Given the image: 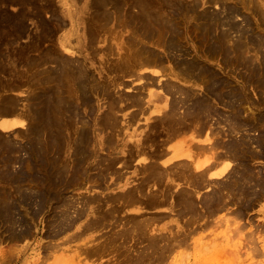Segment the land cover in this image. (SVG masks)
Returning a JSON list of instances; mask_svg holds the SVG:
<instances>
[{"label":"rangeland","instance_id":"rangeland-1","mask_svg":"<svg viewBox=\"0 0 264 264\" xmlns=\"http://www.w3.org/2000/svg\"><path fill=\"white\" fill-rule=\"evenodd\" d=\"M89 1L90 0H51V4L49 5V3H50L49 0H33V3H31V4L30 3H27V4L23 3L22 4L20 2L17 3V2H13V1H12L13 3L11 1L3 2V1L0 0V24H1L0 25V30H1L0 31V85H1L0 86L1 87L0 88V105L3 104L2 101L6 98L5 96H9L10 95L12 98H15L17 100L18 108H19L18 111H20V112H17L15 115L14 114H3V113H0V136H1V138L3 136V138H6V139L8 138V140H10V141L12 140L13 141L12 143H14L16 145L15 148L17 147V150L15 148H12L13 149L12 152L10 151L11 148L9 146H8V148L7 147L6 148H2V150H4V151L6 150L5 153H8V152H11V153H9L6 156L7 157L6 159H9V160H7V161H9V163L6 162V160L3 161L4 160V158L2 157L4 155L3 152L1 153L3 155H0V158H1L0 159V171L4 170V171L7 172V173H3L2 172V174H4V175L0 176V199H1L2 195L4 196L7 193L14 194L15 197H17L19 199V195L22 192H24V191L25 192H28V191H30V192H37V191L38 192H48V194H45L46 197L44 198L45 199V203L43 204L44 205V207H43L44 210L39 211L37 213V215H33V213H32V209L33 208H31L32 206H29V205H26V204L24 205V204L20 203L21 206L19 208V213L21 215H18V217H23V219H25L26 222L29 221V223L31 224V232L29 233V235H25L23 237H17L16 233L14 234L13 229L8 227L9 225H7V223L0 221V264H120V263L122 264V262H123V264H131V262H133L132 264H137V263L138 264H143V262H145L144 264H149L148 261H151L152 259H154L155 263H153V261H151L150 264H152V263L153 264H156V263L157 264H264V192H261V191H263L262 187L259 186V185H257V187H255V188H258V190H256V191L261 192V196H258V198H255L256 195H253L254 198H253V201H250V203H251L250 204L248 202L250 195L248 196V198H246L243 195H241V193H239V191H237V193L240 196L237 195L236 190H233V189H231L232 191L229 190V188L233 184L232 183L233 181H231L232 178L227 177L228 176L227 174H228V171H230V168L233 166V164L236 163V160H234V159L232 160V158L231 159H227L226 158V160L222 159L220 161V165L216 164L215 165L216 167L213 166V168L212 167L207 168L208 167L207 166L208 165L207 162L210 163V161L212 160V158H211L212 153H209L211 155L210 156L209 154H207L208 152H206V153L205 152H201V150H199V148H198L199 153L200 154L203 153L202 155H200L198 153V150H195V149H197V145L200 144V143L201 144L203 143L204 145L207 144V147H209L208 149L215 150V147L213 148V146H212V144L214 143L215 139L216 140L220 139L219 141H221V140L227 139L232 134H235V135L237 134V136H238L241 133V131L242 130L244 131L245 129H246L245 132L249 131V129H250L249 132H251L253 134V135H250L251 133H249V132L243 133V131H242L241 134H243V135L245 134V136L247 137L246 138L244 136L245 139H248L250 136H254L255 134L257 135L261 129H259L260 128V123H257V121H256L257 118H255V117L259 116L261 113L264 114V112H263L264 111V109H263L264 108V99H263L264 98V92L262 90H260V89H262V87L257 85L258 82H256L257 80H255L256 79L255 77L250 78L248 75L246 76V74H248V71H250V70L247 69L246 67L241 68V67H243L241 64H240V67L238 69L237 65L234 66L233 64L231 65V63L230 64H224V66H223V64H222V62H221V60L219 58L220 56L219 57L217 56V59H216V57H214L215 59L211 58L210 59L211 62H209V63L212 64L213 68L217 69L219 74L222 73V77H224L225 79L228 78L227 80H230L231 83L235 84V85L245 84L246 85V89L249 90V91L247 90V93H249L248 94V98H250L249 99L250 102L245 101L241 105L242 107L240 106L241 109L244 108V111L242 109V111L244 113L241 112L240 118H241L242 121L244 119L243 122L248 121V123L245 122V124H247V125H245V127L249 128V129L245 128L244 125H241L242 127H244V129L241 128V126H239V128H238L239 131H237L238 129L235 130L236 133L231 131V134L228 135V132H229L228 123H229V121L226 120V113H227V115H229V112H232L233 108L232 107L229 108V106H227V105L226 106L228 108L225 107V105L223 106V104H224L223 102H219L217 99L214 98L215 99L214 103L217 105V108L219 107L218 111L220 110L219 112H224V114H225L224 118L221 121V124H220V122H218V121H220L219 120L220 118L218 116H216L217 114L214 115V113H213V117H211V119L209 117V119H208V122L212 121V122H210L211 124H209L210 127H209V125H207L206 128L203 130L204 132L201 131V133H199V132L195 131L197 133L196 134L194 132V130H190V129L188 130L187 129V130L184 131L185 134H181V136L179 135L178 137L177 136L175 137V135L174 136L172 135L173 136L172 137L171 134H170L171 131L169 132L168 129L165 130V128H167L166 127L167 125L165 126V124L163 122H160L159 120H157V119H159V116H162V112H163V108L162 107L159 108V107L160 106H164L166 104V101H167L166 96H167L168 100L170 98V97H168V95L166 93H164V95H163V96H165V98H160V99L157 98L158 93L160 92L159 90H161L160 86H161L162 80H164V77L160 76V75L163 74L162 72L167 73V71L166 70L164 71V69L161 68V71L156 73L157 72V68L156 67L146 66V67H142L141 69L137 68V70L133 71L132 73H130L128 71H125V72H122V73H121V71H114L113 72L112 71L113 69H111V66L114 67V65H113L114 63L113 62H115V60H116V58H118V56H120L122 53L125 52V50L122 49L121 45H118L117 41H120L121 39L124 40L127 37L126 39H128V42H129V40H131V39L128 36L133 35L132 29L129 28V27H125V26H120L119 24L116 25V23H114V22H110V23H108V26L106 25L108 27V29H106V31L101 32L102 33V34L100 33L101 35L100 34L98 35V37L101 36L100 38H98L97 40H95L92 43H90V42L86 43V41L83 39L84 32H85V29L87 28L89 22L91 24L92 23L91 21H93V19H92L93 18L92 17V12L93 11L87 12V10H86V7H87ZM174 1L178 2V0H174ZM9 2H10V4H9ZM4 3H6L7 5L4 4ZM220 3L219 2H215L214 0H206V3L202 2L200 4V6H198L199 13H201L204 8H205L204 10H208V11H210V10L223 11L221 9ZM225 3H227V5L229 4L228 6H231V5L234 6L235 5L237 7V9H240L239 13L237 12L236 14H234V16H233L234 21L238 22L239 24L241 23L240 26L243 27V28L244 27L248 28L250 30V32L255 30L254 32L259 33L264 38V17H263L264 14L262 15V13L264 12L263 11L264 10V0H225ZM259 3H260V5H258ZM109 6H110V4H109ZM257 6H259V7H257ZM258 9H260L261 11L258 10ZM255 10L256 11L258 10L257 11L258 13ZM53 11H54V13H53ZM55 11L60 17L57 16ZM186 11L187 10H185V12ZM36 12H37V14H35ZM191 13H193V14H191ZM224 13H226V12H224ZM52 14L53 15L55 14L56 17H55V15L53 16ZM93 14H96V13H93ZM196 15L197 14H195L192 11H187L186 15L185 14L181 15L177 19H178V21L182 20V21H180L181 23H179V24L183 25L182 29H184V30H181V32L185 31V33L182 32V34H181V36H182L181 38L184 41L183 43L185 45L187 43V46L189 47L190 51H192V49H194V45H196V46L199 45V47H201V49H200L201 51L200 52L202 53L203 48H205V43L203 42V40L202 41L200 40V42H199V38H197V36L199 37V33H200V29H199L200 28V26H199L200 24H198V23H202L201 21H203V19L199 18V16H198L197 18H199L200 21L197 22L198 19L195 18ZM37 16H39V17L37 18ZM89 17H90V19H89ZM51 18L52 19L54 18V19L52 20ZM57 18L59 19V21H60V19H62L64 24L62 22L61 23L63 25L61 23H58V21H56ZM13 20H14V22H13ZM51 20H52L54 25L53 24L51 25V23H52ZM15 21H17V22H15ZM187 21H188V23H187ZM10 22H12V23H10ZM14 23L17 24L16 26H18V27H15ZM22 23H24V24H22ZM56 23H58L59 26ZM21 24L24 25V26H22ZM49 24H50L51 27L53 26L52 30L53 29H54L53 31L57 30V32H54V34H49ZM94 24H96L95 19H94L93 25ZM191 24H192V26H191ZM96 25H94V26H96ZM249 25L252 26V27H250ZM45 26L47 28H45ZM54 26H56V27H54ZM116 26H119V27H116ZM19 27H23V28H19ZM227 27H229V25ZM18 28L20 29V31H19ZM112 28H114V32H113ZM15 29L17 30V32H16ZM47 29H48V31H47ZM111 29H112V31H110ZM180 29H181V26H180ZM202 30H203V27H201V31ZM107 31H109V32H107ZM119 31L120 32L122 31L121 32V34L123 33L122 36H121ZM231 31H234V29H232ZM117 32H118V34L116 36ZM192 32L196 33L197 35L196 34L194 35ZM186 33L191 35V37L188 38L187 40H186ZM119 35H120V37H119L120 40H119V38H117ZM132 43H133V40H132L131 44ZM131 44H129V45H131ZM107 45H109V46H107ZM107 47L109 49H110V47H113L112 48L113 50L110 49V51L108 52L107 51ZM199 47H198V49H199ZM52 48L55 49L56 52H59L58 54H60L62 52L63 53L62 55L66 54L67 56H70L72 58L78 57L79 59H82L85 63H87L88 64V68L90 69V72L92 71L91 72V76L94 79L92 81V83L95 84L96 82H98L100 80V81H102L104 83L107 82L108 85H110V86L112 85L111 86L112 88L115 87L116 90H119V92H117L116 94L121 93V91H122L123 94L125 93L124 95H126L127 93H129L131 95V94L137 92V93H142V94L144 93L145 98H146V99H144L145 100V104L143 105V103H142V106H143L142 108L144 110H141L142 108L140 109L139 108L140 106L133 105V107H132V104L128 105L125 102L123 103V106H124V108H122L123 110L122 109L119 110V112L117 114L119 116V118H118L119 119V122H118L119 123V125H118L119 128L116 127L115 130L112 131V133L114 132V136L113 137H114V139H116L117 143H115L114 145L109 144V148L108 149H107L108 145H106L103 149H100L98 151V154H96V156H93V157H90V158L88 157L86 162H85V166L89 167V170H88V172L90 174L89 177L90 176L91 177L94 176V177L93 178H89L88 177L87 181H84L82 178L80 179L81 182L80 181H72L73 182L72 183L70 181L71 184H69V185L66 184V185L63 186L62 190H65V192H67L66 196L69 195L68 199L71 197L69 199L70 200V204L72 206V207L70 206V208H69V209L72 210V211L69 210L70 215L71 216L77 215L76 211L79 208H82V207H83L82 209H84L83 211L85 213L83 214V216H80L82 218H80L77 221L75 226L70 227L71 229L67 228L65 230V232H62L59 235H53L52 232H50L51 225H49L51 223V221L49 219L53 218V216L55 214L54 212H56L57 210L58 211L61 210L60 208L54 209L58 205L60 207V204L58 203L57 199L52 198L49 201V191H57V190H59V187H60V186H58L56 184H53L52 181H49V164H48L49 163L48 162L49 161V137H47V141L48 142H47L46 146H48V147H47L46 151L44 153L40 154V152H38L40 148H38V146H37V144L40 143L39 142L40 140L38 141L35 138L36 135H32L31 132L30 133L26 132L28 126H30V128H32V125H34L36 122L37 123L39 121L41 122L40 119L43 118L45 116V114L48 113L46 115V117L49 116V110H48L49 109V100H48L49 99L48 98L49 97V73L48 72H49V67H51L53 65V64H51V62H49V49H52ZM92 48H93L94 51L91 50ZM71 50H73V51H71ZM253 50L254 49H252V51ZM111 51L114 52V53H111ZM107 52H108V54H107ZM194 53H195V51L193 50V54ZM46 57L48 59H46ZM39 58L42 59V60H46V61H43L44 62L43 63L42 61L39 60ZM201 59L203 61H206L207 57H205V56L203 57L201 55ZM26 60H27V62H25ZM34 60H36L35 63H34ZM38 60H39V62H38ZM30 61H32V62H30ZM111 61L113 63L112 65H111ZM36 62H37V64H36ZM26 63L31 64L29 66H32V63H33V68H31L29 70L30 67L28 66V64L26 65ZM107 64H108V66H107ZM8 68L11 71L8 70ZM241 69H243V72H245V73H243ZM28 70H29V72H27ZM31 70H32L33 73L31 72ZM33 70L35 71V73H34ZM159 70H160V68H159ZM246 70H247V72H246ZM17 71H19L22 75H20V73L17 72ZM22 71H23V73H22ZM117 72L122 74L121 81L125 82V84H120L118 87H117L116 84L113 85L114 82H112V84L110 83V81L114 80L113 78L115 76H117V74H118ZM16 73H17V75H16ZM39 73H41L40 75L43 76V78L39 75ZM45 73H46V75H45ZM145 73L146 74L148 73L149 75H151V77L154 76L155 79H157L159 82L156 80L157 81L156 84L147 83L148 79L144 75ZM24 74H26L25 77H24ZM42 74H44L45 77ZM30 75L32 77L34 75L35 76L32 78ZM113 75H114V77H111ZM244 75L246 77H244ZM37 76H39L40 78L37 77ZM35 77H37V78H35ZM241 77L242 78L244 77L245 79L243 78L244 79L243 80ZM31 78L33 80H31ZM43 79L46 82H44ZM12 80L15 81V82H18V83H16L15 87H13L15 82H13ZM38 80H41L42 82L41 81L38 82ZM247 80H248V83H247ZM12 82H13V84H12ZM32 82H35V83H32ZM36 82H38V83H36ZM9 83L12 84V85H10ZM4 84H7V85L5 86ZM8 85H10V86L8 87ZM17 85H19V86L16 87ZM40 85L42 86L41 87L42 90H43V87H44V90H45V91L43 90L44 92L41 91V88L39 89ZM153 85H154V87H153ZM157 85H158V87H157ZM257 86H258V88H257ZM2 87H3V89H2ZM32 87L34 88V90H33ZM29 88H30V90H29ZM31 89H32V91H31ZM2 90H4V91H2ZM201 90H203V89H201ZM95 91H96V89L94 91H92L91 93H92L93 96H95L94 101H96V107L100 106L98 111L101 113L105 109L104 105L106 104L107 99L103 98V96H98L97 91H96V93H95ZM257 91H258V93H257ZM39 93H40V96H39ZM41 93H43V94H41ZM44 93L47 96L44 95ZM259 93H261L262 97L259 96L260 95ZM3 94L5 96H3ZM34 96H35V98H34ZM42 96H45V97H42ZM251 96H252V98H251ZM46 97H47V99H45ZM1 98L2 99L4 98V99L2 100ZM33 98H34V100H33ZM40 99H42V100H40ZM43 99H45V100H43ZM254 101L258 105L256 103H254ZM258 102H260L261 104L258 103ZM153 104H155V105H153ZM157 104L159 106H157ZM167 104H169V102ZM43 105H46V106H43ZM125 105H127V106H125ZM34 106H36L38 108V114H36L35 111H37V108L34 107ZM246 106H248L247 107L248 109L246 108ZM42 107H46V112H44L45 108H42ZM82 107H83V105H82ZM258 107H260V108H258ZM261 107H263V108H261ZM84 108H82V110L84 112H81V113L84 114L83 116L88 114L85 105H84ZM220 108H222L223 110L220 109ZM245 108H246V111H245ZM24 109H25L26 113H25ZM40 109L42 110V112L40 111ZM97 109L98 108H96V110ZM182 109L184 110V108H181V110ZM249 109H251L253 113L250 112ZM98 111L93 112V115H90V113H89L88 115L90 117L88 115L86 117H84L86 120H90V122L88 121L86 123L87 125H89L88 127H92L93 128L94 126H97V128H99V124L95 125L93 123V121H92L95 118V116H98V114H99V113H97ZM133 111H134V113H133ZM137 111H139V112H137ZM136 113H138V114H136ZM158 113L160 115H158ZM26 114L29 117H27ZM34 114H35L36 117L34 116ZM9 115H11V116H9ZM133 115H137V116H135L133 118ZM155 115H158V116H155ZM23 116H25V117H23ZM249 116H250V118H249ZM46 117L43 118V124L44 125L41 126L43 128H44V126L47 125L46 124V120L49 119V117H47V118ZM215 117H217L218 120ZM251 118L253 120H251ZM30 119H32V120H30ZM44 119H45V121H44ZM153 119H154V121H153ZM120 120H122V121H120ZM214 121L217 122V123H215ZM250 122L252 123V125H251ZM149 123L152 124V125L148 126ZM5 124H7V125L5 126ZM10 124H12V125H10ZM120 124H122V125H120ZM249 125H251V126H249ZM220 126H223L224 128L220 127ZM257 126H259V127H257ZM157 127H158V129H157ZM161 127H162L163 130L161 129ZM215 127H217V128H215ZM225 127L228 128V129H225ZM250 127H252V128H250ZM45 128H47V126ZM209 128H210V130H209ZM261 128H262V126H261ZM151 129H152V132L149 133V131ZM207 129H208V131H207ZM46 130H49V128H47ZM155 130H157L156 133H155ZM158 130H159V132H158ZM160 130H161V132H160ZM224 130L227 131V133ZM255 130L258 131V132H256ZM30 131H31V129H30ZM116 131H117V133H116ZM205 131H206V133H205ZM105 132H108V130L105 131ZM188 132H189V134H188ZM193 132L195 133V136H194ZM215 132H217L218 134L220 133V134L218 135ZM145 133H146V135H145ZM163 133H165V134H163ZM186 133H187V135H186ZM191 133L193 134L192 135V139H191ZM166 134H169L170 136H167ZM241 134H240L239 137H241ZM185 135L187 137H189V139L187 138L188 141L186 139L187 142H185V138H186ZM221 135H222V137L224 139L220 138ZM33 136H35V137H33ZM144 136H146V137H144ZM182 136L184 138H181ZM217 136H219V137H217ZM170 137H171V139H170V141H168L169 143H166L167 140H169ZM211 137H212V139H211ZM31 138H32V140H31ZM153 138H156V140L153 139ZM40 139H42L44 141V137L42 138V136H41ZM141 139H143V140L141 141ZM146 139H148L147 140L148 142L146 141ZM178 140H179V144L175 145V147H174L175 150H176L175 151L173 146H174V144H177ZM189 140H190V143H194L195 142L197 144L196 145L194 143L196 148L193 146L194 147V151L195 152L197 151L196 152L197 153V155H196L197 157L196 156L195 157L191 156L184 149L185 147H188ZM16 141H17V143H16ZM18 141L21 142V143H19ZM145 141H146V143H145ZM154 141L157 144H155ZM162 142L165 143L166 145L164 146V144H162ZM184 142L187 143V145ZM208 142H210V143H208ZM126 143H128V144H126ZM141 143L145 144L144 147H147V146L150 147L151 146L149 149L147 148L148 151H155V150H157V151L160 150L161 151V152L159 151L160 154L155 156V157H157L159 163H158L157 160L155 161V157L153 158L154 160H152V158H150V156L148 155L149 153H147V154L143 153L142 155H140L142 153L141 152V153L138 154L137 151L140 148L135 150V152L138 155H135L132 152V150H133L132 147L134 146V148L136 149L135 146L138 147V145H140ZM147 143L149 145H146ZM158 143L161 144V145H159ZM181 143H182V145H181ZM254 143L252 144L253 145L252 147L253 148L255 147L254 149L255 150L257 149V151H259L260 147L257 145V143L254 145ZM168 144H169L170 148L167 147ZM171 144L173 145L172 147H171ZM184 144H185V146H184ZM210 144H211V146H210ZM131 145H132V147H129ZM26 146H27V148H26ZM141 146H142V144H141ZM161 146H162V148H160ZM163 146H164V148H163ZM257 146H258L259 150H258ZM218 147H220V146H218ZM9 148H10V150H9ZM18 148H19V150H18ZM153 148H154V150H152ZM14 149H15V151H14ZM163 149L164 150L169 149L168 150L169 152H167V150L165 152V151H163ZM173 150H174V152H173ZM220 150H221V147H220ZM167 153H169V155H167ZM127 154H128V157L131 156V157H133V159L131 157H129V158L126 157ZM145 155H148L149 157L145 156ZM199 155L201 156L200 158H202V159H200V161L204 160L203 163L201 162V164H202L201 168L202 169L200 168V170L206 169L205 170L206 172L202 173V172H200L198 170L197 173L200 172L203 175H201L199 173L200 176L199 175L196 176V174H195L196 177H193V176H191L192 173L191 172L188 173V171L185 169L184 164L186 162H189V161L191 163V162H193L192 160L196 161V158H198L197 160H199ZM205 155H209L210 157L206 156V158H207L206 159L204 157ZM11 156H12V160H10ZM28 156L29 157L32 156L31 159ZM106 156H107V158H106ZM25 157H28V158H25ZM101 157H104V159L105 158L106 159L103 160ZM108 157L110 159H112V160H110V159L107 160ZM259 157L258 156H254L253 158H255V159L250 158L251 160L249 159L250 160L249 162H250V165H251L252 169L255 170V168H257V166H258V170L256 169V171H259L260 169L261 170L263 169V172L261 173V175L262 174L263 175L261 177L264 178V166H263L264 165V156H259ZM113 158H115V159H113ZM239 158H238L239 160L237 159L238 160L237 161L238 162L237 169L241 170V168L243 166L240 164V161L244 162V160L242 159L241 156H239ZM20 159H22L23 161L20 160ZM90 159H91V162L89 161ZM177 160H179L180 163H178ZM207 160H210V161H207ZM21 161H22L23 167L25 166L26 168L25 167L24 168L27 169L26 170L27 174H25V175L20 174V171H19L20 169H23L22 164L20 163ZM100 161H101V163H100ZM102 161L106 162V163H103ZM181 161L182 162L185 161V163L182 164ZM223 161L225 163H223ZM4 162H6V163H4ZM10 162H12V163H10ZM107 162H108V164H107ZM113 162H116V163H113ZM130 162H131V164H130ZM154 162L157 163L158 165H162V164L165 165V166L164 165L161 166V168H163V167L166 168V166H167V173L168 174L165 173L164 175H167L166 177H169V178H166L163 175V177L161 179H158V180L152 179L153 182L152 181L149 182L150 184H148V183L144 184V182H147V179H145V178H148V176L151 175V173H150L151 170L147 171L148 169L146 168L147 166H145V164L146 165L147 164H151L152 165V164H154ZM221 162L223 163V165L221 164ZM3 163L5 165L9 164V166L8 165L4 166ZM96 163H97V165L99 164L98 166H100V165L101 166L98 167L97 165H95ZM171 163H173V164H171ZM176 163L178 165H176ZM204 163H206L207 165L204 164ZM256 163H257V165H255ZM106 164H107V166H106ZM169 164H171V166L173 168L171 166H168ZM179 164H180L181 167H179ZM194 164H195V162H194ZM229 164H230V166H229ZM33 165H35V166H33ZM93 165L95 167H93ZM239 165H241V167ZM90 166H92V167H90ZM113 166L116 167L117 170H116V168L113 169ZM144 166H145V168H144ZM259 166H260V169H259ZM262 166H263V168H261ZM5 167L8 168V170L5 169ZM110 167H111V169H109ZM253 167H255V168H253ZM18 168H20V169H18ZM102 168H104V169H102ZM142 168H144V169H142ZM168 168L170 170H168ZM180 168H182L184 170H182ZM98 169H100V170H98ZM145 170H146V172H145L146 174L144 173ZM171 170L173 171V173H172ZM179 170H181V171H179ZM210 170H211V172H210ZM97 171H98V173H97ZM141 171H143L142 172L143 174L141 173ZM169 171H170V173H169ZM182 171L185 172L186 175ZM112 172H114V173H112ZM221 172H222V174L216 175V173H221ZM174 173H175V175H174ZM92 174H93V176H92ZM98 174L100 175L101 179H100V177L98 178ZM169 174H171V175H169ZM183 174H184V176H182ZM189 174H190V177L188 176ZM103 175H105V176H103ZM176 175L179 178H177ZM206 175L208 176L209 179L207 178ZM204 176H206V177H204ZM225 176H226V178H225ZM222 177H223V179H221ZM165 178L167 179L166 180L167 182L165 181ZM185 178H186V180H185ZM196 178H198V180H201V179L203 180L205 178L204 179L205 181L203 180L201 182L205 183L204 185H206V187L204 185H202L203 183H201V182H199L197 180H194ZM206 178H207V180H206ZM228 178H229V180H228ZM91 179H93V180H91ZM99 179L102 180L103 182L100 181ZM182 179H184L185 181H183ZM190 179L191 180L193 179V180L191 181ZM213 179H215V180H213ZM216 179L218 181H216ZM233 179H235V177ZM219 180H222L223 182L226 180L225 183H227V181L228 182L230 181L231 185L229 186V188L228 187L227 188L224 187L225 189L223 191L225 192V196L227 195L226 196V200L224 198V200H225L224 202L225 203L221 206V208H219L217 210V212L216 211L211 212V210H209V207L207 208V207H205V204L200 203L201 207H199V208H201V209H199L198 211L197 210L186 211L185 212L186 214H185V213H183L184 211H183L182 206H180V204H179V207L175 206V208L177 210L175 208L173 209V205L171 206L172 203L170 202L173 199L170 198V197L169 198L171 200L169 199L170 201L168 200V203H167V201H166V204L164 202H163V204L162 203H160V204L159 203H155V204H153L154 207L152 205H150L152 203H150L148 205V203L151 202L152 200L148 201V200L144 199L146 202L144 200L143 201L140 200L141 202L140 201H137V202L135 201L136 202L135 203L133 200L130 201V199L127 196H125L126 194L124 195V197H125L124 201L125 202L122 200V198H124L122 195L125 192H127L128 189L131 190L130 188H132V186H133V188L134 187L140 188L141 185H143V186L146 185L145 189L143 188V190H145V193L147 191L146 196L152 195V193H153L154 196L156 195V200H157L158 197L162 198L161 194L163 195L164 191L167 193V192H169V190L171 191L169 193L175 192L174 193L175 197L179 198L178 193H179V190L182 191L181 187H183V189H185V188L188 189L189 186H190L191 187L190 189L195 194L194 196L196 197V195H197L196 198H198L200 200V199H202V197H204L205 195L210 193L211 192L210 190H212L213 187H216V188L220 187V186H218L219 185L218 182H220ZM196 181L199 182L200 185ZM155 182H156V184H155ZM168 182L172 184L173 189L171 187V184H169ZM188 182L190 183V185H189ZM210 182L212 184H210ZM103 183H105V185ZM173 183H175L174 184L175 186H173ZM51 184L54 185V186H52ZM157 184L161 185V186L159 185L160 188H159V186ZM195 184H198L199 186L197 185L198 186L197 187ZM213 184H215V186ZM71 185H73V186H71ZM155 185H157V186H155ZM163 185H164V187H163ZM102 186H104L105 188L102 187ZM169 186L171 188H169ZM54 187H55V189H54ZM146 187L148 189H146ZM192 187H195V189L194 188L192 189ZM149 188L152 189L151 190L152 193L150 192ZM161 188L164 189V190L162 191ZM158 189H160L159 192H158ZM193 190H196V191H193ZM226 190L230 191V193L227 192ZM176 192H177V194H176ZM234 193H236V195ZM99 194H100V196H99ZM116 194L120 195V196H117ZM76 195H78V196H76ZM84 195H86V196H84ZM92 195H93V197H95V199L87 201V199H88L87 197L88 196H90L89 199L93 198ZM101 196H102V198H101ZM229 196H232V198L229 197ZM237 196H239V199H241V200H239ZM10 197H12V196L10 195ZM107 197H108V199H107ZM113 197H115V198H113ZM233 197H234V200H233ZM85 199H86V201H85ZM113 199H114V201H113ZM115 199H118V201L116 200L117 203H116ZM258 199H259V201H258ZM108 200H109V202H106ZM128 200L130 201V204L128 203L129 202ZM255 200L257 202H255ZM157 201H159V200H157ZM74 202H76V203H74ZM96 202H98V203H96ZM99 202H100V204H99ZM123 202H124V204H123ZM138 202L141 203V204H139ZM142 202H143V204H142ZM246 202H248V203H246ZM77 203H78V206H77ZM79 203H80V206H79ZM118 203L121 205V208H117L116 207V206H119ZM81 204L84 205V206H82ZM241 204L243 205V207H245V206L246 207L245 208L241 207L242 206ZM203 205H204V207H203ZM155 206H157V207H155ZM250 206H252V207H250ZM96 207L98 208V212L99 213H97V210H95ZM102 208H104L106 211H104V209H102ZM178 208H179V210H178ZM85 209H87V210H85ZM120 209H121V211H120V214H119L118 212H119ZM236 209H237V211H236ZM244 209H246V211H244L245 213L242 211ZM30 210H31V213H30ZM112 210H113V212L111 213ZM140 210H142V211H140ZM220 210H222V211H220ZM233 210L236 211V212H234ZM139 211H140V213L142 212V214L138 213ZM145 211H146V213H145ZM231 211H233V212H231ZM71 212H73L75 214H73ZM227 212H230L231 214L230 213L227 214ZM117 213H118V215H117ZM132 213H134V214L137 213V214L134 215ZM143 213H145V215ZM212 213H214V214H212ZM236 213H237V215H236ZM49 214H53V215H49ZM99 214H101V215H99ZM138 214L141 217L140 216L138 217ZM199 214L201 215V217H200ZM241 214H242V216H241ZM97 215H99V216H97ZM110 215H112V217ZM157 215H158L159 219H160V216H161L162 220L161 219L159 220L158 218L156 219L154 217V216L157 217ZM115 216H117V217H115ZM118 216H119V218H118ZM129 216H131V217H129ZM180 216H181V219L184 218L183 219L184 221L179 219ZM230 216H232V217H230ZM149 217H150V219H149ZM89 218H90V221H89ZM121 218L124 220V221H122L123 225H122V222H121V220H122ZM144 218H146V219H144ZM151 219H153V221ZM112 220H115V222L118 225L116 223H114ZM134 220H135V222H133ZM136 220L138 221V224H137ZM141 220L144 221V224H142V227L141 226L137 227V229H138L137 232L139 233V235H138V233L136 231L128 232L130 230V228H131V230H133L132 228H134L133 227L134 225L135 226L136 225H140L139 223H140ZM93 221L95 222V224H94ZM108 221H110L111 225L114 224V226L113 225L110 226L109 225L110 223ZM131 221H132V223H130ZM147 221L149 222V224H148ZM193 221H195V222H193ZM89 222H91V224ZM125 222H126V224L124 225ZM128 222H129V224H128ZM101 223L103 225V228L101 226ZM120 223H121V225H120ZM145 223L147 224L149 229L147 228ZM150 223H151V225H150ZM184 223L186 225L189 224L190 226L188 225L187 226L188 228L186 229V227H185L186 225ZM19 224L20 223L18 222L15 225V227L17 229H21V227H19ZM88 224H90V225H88ZM91 225H93V226L91 227ZM143 225H144V227H143ZM149 225L152 226V228ZM192 225H194V226H192ZM86 226H88V227H86ZM130 226H132V227H130ZM145 226H146V229H145ZM94 227L96 228V230H95ZM115 227L118 228V229H116ZM128 227H129V229H128ZM114 228L116 230H114ZM119 228L121 229V231H120ZM139 228H141V229L139 230ZM143 228H144V230L146 232L144 230H142ZM100 229H102V230H100ZM112 229L116 232V233L114 232L115 235L113 234V230ZM147 229L148 230L151 229L150 232ZM183 229H184V232H183ZM81 230H84V231H81ZM134 230H136V227L134 228ZM141 230L144 233V234L142 233L143 235H145V233L148 232L147 234L149 236H143L141 234ZM185 230H187V231H185ZM102 231L103 232L105 231L104 233H106L108 238L107 237L104 238V236H106V235ZM120 232H121V234L122 233L123 234L121 235ZM124 232H127V233H124ZM180 232L182 233V235H181ZM78 233H80V235ZM129 233H131L132 235L131 234L129 235ZM155 233H156V235H153ZM161 233H163L165 236L163 234L161 235ZM173 233H175L176 235L175 234L173 235ZM76 234H78L79 236H77ZM124 234H125V237H123ZM11 235H12V238L10 237ZM13 235H14V237H13ZM49 235H51V236H49ZM101 235H102V237H101ZM150 235H153L152 236L153 238H155V237L163 238L162 239L163 242L160 241V243H159V241H156V242H158L159 245L157 244L155 246H152L153 247V249H152L150 244L153 242L154 239H151ZM172 235H173L174 238L171 237ZM111 236H114V238L111 237ZM118 237H120V238H118ZM142 237L143 238L147 237V238H145V241L147 240V242L142 241V240H144V239H142ZM102 238L104 240L108 239V242H107V240H105L107 242L106 243L105 241H103ZM110 238H111V240H109ZM137 238H138V242L136 241ZM157 238H155V239H157ZM178 238L179 239L180 238H185V239L182 242H180V243L178 242L179 245L175 246V244L177 242L174 243L173 240L178 239ZM186 238L188 240H186ZM101 239L103 241V244L99 245L98 243H102ZM113 239L114 240L117 239L118 241L116 240L115 241L116 243H113L114 242ZM119 241H121V243ZM104 242L107 245L109 244L108 247H107V245ZM148 242H149V244H148ZM172 242L174 243L175 247L173 246V248H170L167 251L165 249L163 250V247L166 244L167 245H168V243L169 244L170 243L173 244ZM152 244L154 245V243H152ZM110 245L112 247L114 245V248H112ZM120 245L121 246L123 245L122 246L123 248L126 245H127V247H125L124 250H123L122 247L120 249ZM181 245H183V246H181ZM95 246H97V247H95ZM103 246H105V249H104ZM138 246H139V248H142V252L138 248ZM146 246L147 247L149 246V248L151 247L150 250H147L148 251V256L150 258L148 257L146 259H143V258H145L147 256V252H146L145 255H143V253H145L144 250H145ZM156 246H158V248L156 250H154V248H156ZM159 246H160V248H159ZM98 247H100V249ZM110 247L113 249V251H110V250H112ZM118 247H119V249H117ZM128 248L131 250V253L129 252L130 250ZM161 248H162V250H161ZM174 248H175V250H174ZM94 249H96L97 251L94 250ZM116 249H117V252H119V253H116ZM126 250H127V253H126ZM139 250H140V252H138ZM122 251L125 252L124 253L125 255L123 254ZM157 251L159 252L158 253L159 255H157ZM5 252H7V253H5ZM120 252H122V253L120 254ZM128 252H129V254L131 256H132V253H133V256L135 255L136 257L135 256L134 257L130 256L131 259H128L129 258V255L127 256ZM152 252H153L154 255H152ZM160 252H161V254H160ZM163 252H164V254H162ZM2 253H5L4 257L5 256L7 257V254H8L9 257H8V259H6V261L4 260L6 257L4 258ZM136 254L140 258H138ZM156 256H157V258L159 257L158 258L159 261L156 258ZM125 257H126V259H124ZM9 259H10V262H9ZM127 259H128V261H127ZM129 260H130V262H129ZM134 260L136 262H134ZM144 260H146V261H144ZM124 261H126V263ZM140 261L141 262L143 261V262L141 263Z\"/></svg>","mask_w":264,"mask_h":264},{"label":"bare ground","instance_id":"bare-ground-1","mask_svg":"<svg viewBox=\"0 0 264 264\" xmlns=\"http://www.w3.org/2000/svg\"><path fill=\"white\" fill-rule=\"evenodd\" d=\"M3 2H7V1H13V2H20V3H24V4H27V3H33V0H1ZM50 3L49 5L51 4V0H49ZM215 2H221L220 5H221V9L223 11H214V10H204L199 13V10H198V6H200V4L203 2V3H206V0H178V2L174 1V0H90L87 7H86V10L87 12H92V19L93 21H91L92 23L88 24L87 28L85 29V32H84V36H83V39L87 42H94L95 40H97L98 38V35L103 32V31H106V29H108V23L110 22H114L117 24H119L120 26H125V27H129L132 29V33L133 35L131 36H128L130 37L131 40H129L128 42V39H121L120 40V35L117 37L119 38L120 41H117L118 45H121L122 49L125 50L124 53H122L120 56H118V58H116L115 62L112 63L111 61V65L113 64L114 67L111 66V69H113L112 71H121L122 72H125V71H128L130 73H132L133 71L137 70L138 69H141L142 67H146V66H150V67H156L157 68V72L158 73L159 71H161V68L164 69V71L166 70L167 73H164L162 72L160 76H163L164 77V80H162V83H161V90H159L160 92L158 93V96L157 98L160 99V98H165L164 93H166L168 95L169 100L166 96V104L164 106H160L159 108H163V112H162V116H159V120L160 122H163L165 124V126L167 128H165V130L168 129V131L170 132L171 131V136L175 135V137L177 136H181V134H185L184 131L185 130H194V132H199L201 133V131H203L207 125L211 124L210 122H208V119L210 117H213V113L214 115L218 116L220 119V124H221V121L222 119L224 118V112H219L218 111V108H217V105L214 103V100L217 99L219 102H223V106L225 105V107L229 106V108H233V111L232 112H229V115H227L226 113V120L229 121L228 123V126H229V132H228V135L231 134V131L232 132H235V130H237L239 128V126L241 125H247L245 124L248 123V121H243L241 120L240 118V114L241 112L244 111V108L243 111L241 109V105L243 104V102L245 101H248L250 102V98H248V94L247 93V90L246 89V85L245 84H240V85H235V84H232L230 80H227L225 79L224 77H222V73L219 74V72L217 71V69L213 68L212 67V64L209 63L211 62V58H214L216 57L217 59V56L220 58L223 66L224 64H230L231 65L233 64L234 66L237 65L238 69L240 67V64L243 66L241 68H244L246 67L247 69H249L250 71H248V74H246V76L248 75L250 78H253L255 77L257 80L256 82H258V86L262 87V90L264 92V38L262 35H260L259 33H256L254 31H251L246 28V27H241L240 24L236 21H234V14H236L237 12L239 13V10L240 9H237V7L234 5H231V6H228L227 3H225V0H214ZM12 2V3H13ZM209 2V1H208ZM224 3V4H223ZM6 4V3H4ZM10 4V2H9ZM110 4V6H109ZM7 5V4H6ZM260 5V3L258 4ZM253 7V6H252ZM251 7V8H252ZM259 7V6H257ZM95 9V10H94ZM220 9V10H221ZM254 9V8H253ZM256 9V8H255ZM185 10L187 11H192L194 12L196 15V19L197 22H199V18H202L203 21H201L202 23H198L200 24V33H199V37L197 36V38H199V42L200 40L205 43V48H203L202 50V53L200 52L201 50V47H199V45H197L199 47L194 45V49H192V51H190L189 47L187 46V43L186 45L183 43L184 41L182 40V32L181 30H184L182 29L183 28V25L179 24L181 23L180 21H178V17L181 16V15H186L187 14V11L185 12ZM260 10V9H258ZM257 10V11H258ZM52 11V10H51ZM256 11V10H255ZM254 11V12H255ZM256 11V12H257ZM261 11V10H260ZM264 11V10H263ZM262 11V12H263ZM226 12V13H224ZM54 13V11H53ZM56 13V11H55ZM93 13H96V14H93ZM258 13V12H257ZM37 14V12L35 13ZM57 14V13H56ZM193 14V13H191ZM264 14V12L262 13V15ZM53 15V14H52ZM55 15V14H54ZM53 15V16H54ZM90 15V14H89ZM261 15V16H262ZM57 16H59L57 14ZM199 16V18H197ZM4 17V16H3ZM39 16H37L38 18ZM56 17V15H55ZM60 17V16H59ZM246 17V16H245ZM264 17V16H263ZM88 18V17H87ZM5 19V18H4ZM3 19V20H4ZM52 19V18H51ZM54 19V18H53ZM52 19V20H53ZM90 19V17H89ZM94 19L96 21V26L93 25V22H94ZM194 19V18H193ZM245 19V18H244ZM249 19V18H248ZM6 20V19H5ZM10 20V19H9ZM51 20V22H52ZM56 20V19H55ZM54 20V21H55ZM236 20V19H235ZM246 20V19H245ZM50 21V20H49ZM58 23H63V20L57 18ZM193 21V20H192ZM191 21V22H192ZM247 21V20H246ZM14 22V20H13ZM17 22V21H15ZM12 23V22H10ZM58 23H56L58 25ZM61 23V24H62ZM184 23V22H183ZM188 23V21H187ZM186 23V24H187ZM194 23V22H193ZM253 23V22H252ZM15 24V23H14ZM24 24V23H22ZM21 24V25H22ZM53 24V22L51 23V25ZM62 24V25H63ZM185 24V23H184ZM251 24V23H250ZM1 25V24H0ZM17 24H15V27H18L16 26ZM19 25V24H18ZM48 25V24H47ZM46 25V26H47ZM54 25V24H53ZM56 25V26H57ZM107 25V26H106ZM229 25V27H227ZM253 25V24H252ZM24 26V25H22ZM45 26V28H47ZM54 26V27H56ZM59 26V25H58ZM99 26V27H98ZM111 26V25H110ZM109 26V27H110ZM180 26H181V29H180ZM192 26V24H191ZM195 26V25H194ZM198 26V25H197ZM250 26V25H249ZM14 27V28H15ZM53 27V26H52ZM52 27L50 26L49 24V34H54V32H57V30L53 31L52 30ZM116 27H119V26H116ZM189 27V26H188ZM201 27H203V30L201 31ZM252 27V26H250ZM19 28H23V27H19ZM18 28V29H19ZM187 28V27H186ZM25 29V28H24ZM23 29V30H24ZM113 29V32H114V28ZM112 29L110 31H112ZM120 29V28H119ZM232 29H234V31H231ZM255 29V28H254ZM16 30V29H15ZM14 30V31H15ZM117 30V29H116ZM1 31V30H0ZM20 31V29H19ZM48 31V29H47ZM17 32V30H16ZM23 32V31H22ZM109 32V31H107ZM106 32V33H107ZM116 32V31H115ZM120 32V31H119ZM122 32V31H121ZM120 32V34H121ZM234 32V33H233ZM15 33V32H14ZM105 33V32H104ZM185 33V31L183 32ZM193 33V32H192ZM236 33V34H235ZM21 34V33H20ZM102 34V33H101ZM100 34V35H101ZM114 34V33H113ZM112 34V35H113ZM118 32L116 33V36H117ZM123 34V33H122ZM121 34V36H122ZM194 35L196 33H193ZM111 35V34H110ZM197 35V34H196ZM52 36V35H51ZM55 36V35H54ZM115 36V37H116ZM185 36V35H184ZM114 37V36H113ZM125 37V36H124ZM191 35H189L188 33H186V40L188 38H190ZM82 38V37H81ZM80 38V39H81ZM196 39V38H195ZM118 40V39H117ZM133 40V43L131 44ZM189 41V40H188ZM136 43V44H135ZM127 44V45H126ZM131 44V45H129ZM199 44V43H198ZM201 44V43H200ZM88 45V44H87ZM129 45V46H128ZM92 46V45H91ZM109 46V45H107ZM128 46V47H127ZM201 46V45H200ZM95 47V46H94ZM93 47V48H94ZM93 48L91 50H93ZM113 47H110V49H112ZM89 49V48H88ZM110 49L107 47V51L109 52ZM252 49H254L252 51ZM113 50V49H112ZM193 50L195 51V53L193 54ZM73 51V50H71ZM94 51V50H93ZM61 52V51H60ZM107 52V54H108ZM59 52H56L55 49H49V62H51V64H53L51 67H49V119L46 120V126L47 128H49V130H46L47 128H45L46 126L41 127L43 126V118L46 117V115L48 114H45V116L43 118H39L41 120V122L39 121L38 123L36 122L34 125H32V128H30V126L27 127V130L26 132H31L32 135H36L33 136L35 137L40 143L37 144L40 154L44 153L47 149L48 146L47 145V137H49V181H52L53 184H56L59 187V190L57 191H49V201L50 199L54 198V199H57L58 200V203L60 204V207L59 205L56 206L54 209H58L60 208L61 210L60 211H56L54 212V216L52 219H49L51 221V223L49 225H51V230L50 232H52L53 235H59L61 234L62 232H65V230L67 228H70V227H73L75 226V224L77 223V221L82 218L80 216H83V214L85 213L82 209V208H79L76 212H77V215L75 216H71L70 213H69V210L72 211L70 208L71 204H70V198L68 199V196H66L67 192H65V190H62L63 186L66 185V184H71L70 181H80V179L82 178L84 181H87L88 177H89V167L85 166V162L87 160V158L89 157H93V156H96V154H98V151L100 149H103L106 145H108L107 149L109 148V144H112L114 145L115 143H117L116 139H114V132L112 133V131L115 130L116 127H118L119 125V116L117 115L119 110H121L122 108H124L123 106V103L125 102L126 104H132V107L133 105H137V106H140L139 108L141 109L143 106H142V103L143 105L145 104V95L144 93H133V94H129L127 93L126 95H124L121 91V93H118L116 94L117 92H119V90H116L115 87H111L110 85L102 81H98L96 82L95 84L92 83V81L94 80L93 77L91 76V72H90V69L88 68V64L85 63L82 59H79L78 57H70V56H67L66 54L62 55L63 53L61 52L60 54H58ZM95 53V52H94ZM111 53H114L111 51ZM204 57H207L206 61H203L201 59V55ZM45 59V58H44ZM46 59H48L46 57ZM115 59V58H114ZM215 59V58H214ZM32 60V59H31ZM37 60V59H36ZM34 60V63L35 61ZM40 61H46V60H42L39 58ZM38 60V62H39ZM111 60V59H110ZM216 61V60H215ZM27 62V60L25 61ZM32 62V61H30ZM41 62V63H42ZM220 62V63H221ZM40 63V64H41ZM44 63V62H43ZM46 63V62H45ZM28 63H26L27 65ZM37 64V62H36ZM39 64V65H40ZM110 64V63H109ZM31 65V64H28V66ZM108 66V64H107ZM214 66V65H213ZM29 70L31 68H33V63H32V66H29ZM13 68V67H12ZM11 68V69H12ZM35 68V67H34ZM109 68V67H108ZM160 68V70H159ZM226 68V67H225ZM232 68V67H231ZM8 70H10L8 68ZM15 70V69H14ZM29 70L27 72H29ZM39 70V69H38ZM233 70V69H232ZM242 72H243V69H241ZM5 71V70H4ZM11 71V70H10ZM21 71V70H20ZM25 71V70H24ZM34 71V70H33ZM41 71V70H40ZM245 71V70H244ZM7 72V71H6ZM19 72V71H17ZM32 72V70H31ZM127 72V73H128ZM241 72V73H242ZM247 72V70H246ZM8 73V72H7ZM20 73V72H19ZM18 73V74H19ZM23 73V71H22ZM33 73V72H32ZM35 73V71H34ZM47 73V72H46ZM45 73V75H46ZM47 73V74H48ZM118 73V72H117ZM245 73V72H243ZM27 74V73H26ZM26 74H24V77L26 76ZM41 73H39L40 75ZM118 73L117 76L114 77L111 76V77H114L113 79L114 80H111L110 83L113 85L116 84L117 87L120 85V84H125V82L121 81V76L122 74ZM17 75V73H16ZM20 75H22L20 73ZM44 75V74H42ZM44 75V77H45ZM94 75V74H93ZM112 75V74H111ZM148 81L147 83H153V84H156L157 83V79H155L154 76L151 77V75H149L148 73L144 74ZM31 76V75H30ZM35 76V75H34ZM33 76V77H34ZM41 76V75H40ZM48 76V75H47ZM156 76V75H155ZM167 76V77H166ZM243 76V75H242ZM244 75V77H246ZM252 76V77H251ZM28 77V76H27ZM26 77V78H27ZM32 77V76H31ZM32 77V78H33ZM39 77V76H37ZM35 77V78H37ZM43 78V76H41ZM105 77V76H104ZM109 77V76H108ZM157 77V76H156ZM240 77V76H239ZM243 77V78H244ZM248 77V78H249ZM30 78V77H29ZM31 78V80H33ZM40 78V77H39ZM242 78V77H241ZM242 78V79H243ZM46 79V78H45ZM105 79V78H104ZM107 79V78H106ZM245 79V78H244ZM243 79V80H244ZM19 80V79H18ZM17 80V81H18ZM25 80V79H24ZM28 80V79H27ZM30 80V81H31ZM36 80V79H35ZM110 80V79H109ZM157 80V81H156ZM161 80V79H160ZM241 80V79H240ZM254 80V81H255ZM13 81V80H12ZM26 81V80H25ZM41 81V80H38V82ZM44 81V79H43ZM104 81V80H103ZM15 82V81H13ZM12 82V84H13ZM36 82V83H38ZM42 82V81H41ZM40 82V83H41ZM46 82V81H44ZM159 82V81H158ZM7 83V82H6ZM16 83L18 82H15V84L13 85V87H15ZM21 83V82H20ZM19 83V84H20ZM32 83H35V82H32ZM234 83V82H233ZM238 83V82H237ZM236 83V84H237ZM243 83V82H242ZM247 83H248V80H247ZM254 83V82H253ZM10 84V83H9ZM10 84V85H12ZM22 84V83H21ZM20 84V85H21ZM42 84V83H41ZM44 84V83H43ZM250 84V83H249ZM256 84V83H255ZM254 84V85H255ZM5 86L7 84H4ZM8 85V87L10 86ZM115 85V86H116ZM1 86V85H0ZM19 85H17L16 87H18ZM44 86V85H43ZM150 86V85H149ZM257 86V88H258ZM12 87V86H11ZM42 86L40 85L39 86V89L41 88ZM154 87V85H153ZM158 87V85H157ZM1 88V87H0ZM33 88V87H32ZM3 89V87H2ZM96 89L97 91V94L98 96H103V98H106L107 99V102L106 104L104 105L105 109L100 113L98 110L100 108V106L96 107V101H94V98L95 96L92 95V91H94ZM203 89V90H201ZM30 90V88H29ZM34 90V88H33ZM43 90H44V87H43ZM42 88H41V91H43ZM259 90V89H258ZM259 90V91H260ZM4 91V90H2ZM32 91V89H31ZM39 91V90H38ZM37 91V92H38ZM40 91V92H41ZM45 91V90H44ZM43 91V92H44ZM95 91V93H96ZM140 91V90H139ZM249 91V90H248ZM141 92V91H140ZM163 92V93H162ZM32 93V92H31ZM46 93V92H45ZM44 93V95H46ZM258 93V91H257ZM29 94V93H28ZM43 94V93H41ZM48 94V93H47ZM149 94V93H148ZM157 94V93H156ZM261 96V93H259ZM33 95V94H32ZM251 95V94H250ZM3 96H5L3 94ZM39 96H40V93H39ZM47 96V95H46ZM147 96V95H146ZM213 96V97H212ZM258 96V97H259ZM6 98L3 100L2 98V103L0 105V113H3V114H16L17 112H20L18 111V103H17V100L15 98H12L10 95L9 96H5ZM42 97H45V96H42ZM250 97V96H249ZM262 97V96H261ZM35 98V96H34ZM33 98V100H34ZM38 98V97H37ZM215 98V99H214ZM252 98V96H251ZM255 98V97H254ZM253 98V99H254ZM30 99V98H29ZM39 99V98H38ZM47 99V97L45 98ZM43 99V100H45ZM252 99V100H253ZM261 99V98H260ZM259 99V100H260ZM264 99V98H263ZM28 100V99H27ZM36 100V99H35ZM42 100V99H40ZM47 100V101H48ZM255 100V99H254ZM258 100V101H259ZM21 101V100H20ZM263 101V100H262ZM36 102V101H35ZM41 102V101H40ZM46 102V101H45ZM169 102V104H167ZM253 102V101H252ZM43 103V102H42ZM104 103V102H103ZM156 103V102H155ZM247 103V102H246ZM254 103H256L254 101ZM260 103V102H258ZM28 104V103H27ZM26 104V105H27ZM161 104V103H160ZM257 104V103H256ZM261 104V103H260ZM25 105V104H24ZM42 105V104H41ZM83 105V107H82ZM84 105L86 106V110H87V113L90 115H93V112L95 111H98L97 113L98 116H95V118L92 120L93 123L95 125H98L99 124V128H97V126H94L93 128L92 127H88L89 125H87L86 123L90 120H86L84 117H86L88 114H86L85 116H83L84 114L81 113V112H84L82 110V108H84ZM155 105V104H153ZM162 105V104H161ZM227 105V106H226ZM248 105V104H247ZM250 105V104H249ZM258 105V104H257ZM263 105V104H262ZM43 106H46V105H43ZM127 106V105H125ZM157 106H159L157 104ZM241 106V107H240ZM29 107V106H28ZM27 107V108H28ZM36 107V106H34ZM135 107V106H134ZM240 107V108H239ZM248 106H246L247 108ZM37 108V107H36ZM40 108V107H39ZM42 108H45L44 112H46V107H42ZM96 108H98L96 110ZM126 108V107H125ZM130 108V107H129ZM128 108V109H129ZM137 108V107H136ZM135 108V109H136ZM138 108V109H139ZM157 108V107H156ZM168 108V109H167ZM181 108H184V110ZM228 108V107H227ZM246 108H245V111H246ZM260 108V107H258ZM263 108V107H261ZM30 109V108H29ZM85 109V108H84ZM127 109V108H126ZM222 109V108H220ZM248 109V108H247ZM254 109V108H253ZM264 109V108H263ZM123 110V109H122ZM137 110V109H136ZM135 110V111H136ZM141 110H144L143 108ZM158 110V109H157ZM223 110V109H222ZM230 110V109H229ZM250 112H252L251 109H249ZM25 111V109H24ZM29 111V110H28ZM35 111V110H34ZM40 111L42 112V110L40 109ZM140 111V110H139ZM137 111V112H139ZM254 111V110H253ZM261 111V110H260ZM22 112V111H21ZM36 114H38V108H37V111H35ZM86 112V111H85ZM145 112V111H144ZM249 112V111H248ZM262 112V111H261ZM264 112V111H263ZM26 113V111H25ZM24 113V114H25ZM29 113V112H28ZM92 113V114H91ZM134 113V111H133ZM244 113V112H243ZM253 113V112H252ZM259 113V112H258ZM257 113V114H258ZM22 114V113H21ZM132 114V113H131ZM138 114V113H136ZM156 114V113H155ZM251 114V113H250ZM260 114V113H259ZM258 114V115H259ZM27 115V114H26ZM31 115V114H30ZM120 115V114H119ZM158 115H160L158 113ZM158 115H155V116H158ZM256 115V114H255ZM11 116V115H9ZM35 116V114H34ZM89 116V115H88ZM137 116V115H133V118ZM25 117V116H23ZM27 117H29L27 115ZM32 117V116H31ZM36 117V116H35ZM46 117V118H47ZM90 117V116H89ZM252 117V116H251ZM34 118V117H33ZM151 118V117H150ZM217 118V117H215ZM250 118V116H249ZM257 118V123H260V128L261 129L259 131V133L255 136H250V135H253L250 131L249 128V131H246V132H249L251 133L249 136L248 139H245L244 136L245 134H241L242 131H241V137L240 134L237 136V134H232L230 135L227 139L225 140H221L219 141L220 139H215L214 140V143L212 144L213 148L215 147V150H211V149H208L209 147H207V144L204 145L203 143L201 144H195L197 145V149L195 150H201V152H208L207 154L209 153H212V160H207V161H210V163L207 162L204 163L206 164L208 167L207 168H210L213 166H215L216 164H219L220 165V161L222 159L226 160L227 159H231L232 160H236V163L233 164V166L230 168V171H228V176L227 177H230L232 178L231 181H233L232 183V186L229 188V186L231 185L230 181L227 183H225V181L223 182L222 180H219L220 182L218 186H220L219 188L217 187H213L212 190H210L211 192L210 193H206L207 195H205L204 197H202V199H198L194 196L195 194L192 192V190L190 189L191 187L189 186L188 189H183V187H181L182 191L179 190V193H178V196L179 198H176L175 197V192L173 193H169L171 192L169 190V192H165L163 193V195L161 194L162 198H157V201L156 200V195L154 196V194L152 193V189L149 188L150 192L152 193V195H148L146 196V193H145V190H143V188L145 189V186L141 185L140 188L138 187H134L132 186V188H130L131 190L128 189L127 192H125L122 196L124 197L127 196L130 201L133 200L134 202L136 201H143L144 199L145 200H152L151 202L148 203V205L150 203V205L153 206V204L155 203H162L163 202L166 204V201L168 203V200L170 198H172L173 200L170 201L172 204L171 206L173 205V209L175 208V206L179 207V204L180 206H182L183 208V213H185L186 211H191V210H199L201 208V205L200 203H203L205 204V207H209V210H211V212H214L221 208V206L225 203L224 201L226 200V196H225V192L223 191L225 188L224 187H228L229 190L233 189V190H236V193L237 191H239V193H241V195H243L244 197L248 198V196L250 195L249 197V200L248 202L250 203V201H253V195H256L255 198H258V196H261V192H264V178L261 177V173L263 172V169L261 170L260 169V166H259V171H256V169L258 170V166L257 168L252 169L251 165H250V158L252 159H255L253 158L254 156H264V114H260L259 116L255 117ZM26 119V118H25ZM29 119V118H28ZM37 119V118H36ZM90 119V118H89ZM132 119V118H131ZM213 119V118H212ZM248 119V118H247ZM32 120V119H30ZM218 120V118H217ZM251 120H253L251 118ZM38 121V120H37ZM45 121V119H44ZM122 121V120H120ZM154 121V119H153ZM150 122V121H149ZM215 122V121H214ZM225 122V121H224ZM252 122V121H251ZM250 122V123H251ZM7 123V122H6ZM42 123V124H41ZM49 123V124H48ZM151 123V122H150ZM148 124V126L152 125V124ZM162 123V124H163ZM217 123V122H215ZM244 123V124H243ZM256 123V122H255ZM4 124V123H3ZM219 124V123H218ZM7 124H5L6 126ZM12 125V124H10ZM122 125V124H120ZM158 125V124H157ZM215 125V124H214ZM224 125V124H223ZM252 125V123H251ZM249 125V126H251ZM259 125V124H258ZM9 126V125H8ZM92 126V125H91ZM212 126V125H211ZM226 126V125H225ZM227 126V127H228ZM262 126V128H261ZM147 127V126H146ZM160 127V126H159ZM164 127V126H163ZM210 127V125H209ZM220 127H223V126H220ZM244 127L241 126V128L244 129ZM259 127V126H257ZM119 128V127H118ZM149 128V127H148ZM152 128V127H151ZM154 128V127H153ZM217 128V127H215ZM214 128V129H215ZM219 128V127H218ZM224 128V127H223ZM240 128V129H241ZM252 128V127H250ZM255 128V127H254ZM31 129V131H30ZM158 129V127H157ZM162 129V127H161ZM225 129H228L225 127ZM108 132H105L107 131ZM120 130V129H119ZM118 130V131H119ZM154 130V129H153ZM163 130V129H162ZM210 130V128H209ZM218 130V129H217ZM246 130V129H245ZM245 130L243 131V133H246ZM157 130H155V133H156ZM208 131V129H207ZM216 131V130H215ZM219 131V130H218ZM217 131V132H218ZM223 131V130H222ZM225 131V130H224ZM239 131V129L237 130ZM252 131V130H251ZM256 131V130H255ZM146 132V131H145ZM152 132V129L149 131V133ZM159 132V130H158ZM157 132V133H158ZM161 132V130H160ZM193 132V133H194ZM195 132V133H196ZM204 132V131H203ZM210 132V131H209ZM215 132V133H217ZM221 132V131H220ZM227 133V131H225ZM258 132V131H256ZM255 132V133H256ZM117 133V131H116ZM148 133V132H147ZM154 133V132H153ZM167 133V132H166ZM195 133H194V136H195ZM206 133V131H205ZM213 133V132H212ZM236 133V132H235ZM152 134V133H151ZM159 134V133H158ZM165 134V133H163ZM189 134V132H188ZM197 134V133H196ZM203 134V133H202ZM209 134V133H208ZM218 134V133H217ZM220 134V133H219ZM218 134V135H219ZM146 135V133H145ZM149 135V134H148ZM147 135V136H148ZM153 135V134H152ZM162 135V134H161ZM167 136H170L169 134H166ZM187 135V133H186ZM185 135V136H186ZM192 133H191V139H192ZM200 135V134H199ZM210 135V134H209ZM225 135V134H224ZM243 135V136H242ZM42 136V138L44 137V141L42 139H40ZM159 136V135H158ZM163 136V135H162ZM165 136V135H164ZM172 136V137H173ZM184 136V135H183ZM181 137V138H184V137ZM190 136V135H189ZM193 136V137H194ZM198 136V135H197ZM203 136V135H202ZM206 136V135H205ZM204 136V137H205ZM226 136V135H225ZM248 136V135H247ZM146 137V136H144ZM150 137V136H149ZM148 137V138H149ZM154 137V136H153ZM156 137V136H155ZM174 137V138H175ZM219 137V136H217ZM246 137V136H245ZM151 138V137H150ZM161 138V137H160ZM164 138V137H163ZM166 138V137H165ZM189 137L186 136L185 138V142L188 141ZM220 138H223L222 135ZM226 138V137H225ZM247 138V137H246ZM156 140V138H153ZM162 139V138H161ZM171 137L169 138V140H167L166 143H169L168 141H170ZM173 139V138H172ZM187 139V141H186ZM194 139V138H193ZM212 139V137H211ZM224 139V138H223ZM32 140V138H31ZM143 139H141L142 141ZM145 140V139H144ZM148 139H146L147 141ZM164 140V139H163ZM174 140V139H173ZM180 140V139H179ZM179 140L177 141V144H174V146L171 144V147L173 146V148L175 147V145H178L179 144ZM37 141V142H38ZM145 141V143H146ZM151 141V140H150ZM160 141V140H159ZM158 141V142H159ZM193 141V140H192ZM195 141V140H194ZM13 141L11 140H8V138H1L0 136V155H3L2 157L4 158L3 161L6 160V162L9 163V159H6L7 155L9 153L12 152V148H15V144L12 143ZM19 142V141H18ZM35 142V141H34ZM33 142V143H34ZM144 142V141H143ZM148 142V141H147ZM152 142V141H151ZM155 142V141H154ZM164 142V141H163ZM164 146L166 145L165 143H163ZM184 142V143H185ZM255 142V143H254ZM17 143V141H16ZM21 143V142H19ZM36 143V142H35ZM130 143V142H129ZM160 143V142H159ZM158 143V144H159ZM183 143V142H182ZM181 143V145H182ZM188 147H185L184 149L186 150V152H188L191 156H196L197 155V151L195 152L194 151V147L196 148V146L194 145V143H190V140L188 142ZM210 143V142H208ZM254 143V145L257 143V145L260 147V150L258 148L259 151H257V149L255 150L252 146V144ZM128 144V143H126ZM133 144V143H132ZM142 144V146H141ZM140 145L135 146L136 149L134 148V146L132 147L129 146V147H132L133 150L132 152L135 154V155H138L139 153H141L140 155H142L143 153L147 154L149 153L148 155L150 156V158H152V160H154L153 158L160 154L159 151L155 150V151H148V149L151 147H144L145 144L144 143H141ZM155 144H157L155 142ZM187 145V143H185ZM184 144V146H185ZM191 144V145H190ZM25 145V144H24ZM33 145V144H32ZM146 145H149L148 143ZM161 145V144H159ZM8 146L11 148H9V150L11 152H8V153H5L6 150H2V148H8ZM46 146V147H45ZM158 146V145H157ZM156 146V147H157ZM163 146V148H164ZM194 146V147H193ZM211 146V144H210ZM220 146L221 147V150H220ZM35 147V146H34ZM142 147V148H141ZM168 148H170L169 144L167 146ZM179 147V146H178ZM27 148V146H26ZM140 148V149H139ZM148 148V149H147ZM162 148V146L160 147ZM159 148V149H160ZM17 150V147L15 148ZM14 149V151H15ZM106 149V150H107ZM130 149V148H129ZM139 149L137 152L138 154L135 152V150ZM147 149V150H146ZM158 149V148H157ZM19 150V148H18ZM110 150V149H109ZM151 150V149H150ZM154 150V148L152 149ZM167 152H169L168 150L169 149H166ZM166 150L163 149V151L166 152ZM175 150V148H174ZM173 150V152H174ZM199 150H198V153H199ZM144 151V152H143ZM148 151V152H147ZM172 151V150H171ZM176 151V150H175ZM3 152V154H1ZM129 152V151H128ZM36 153V152H35ZM130 153V152H129ZM132 153V154H133ZM172 153V152H171ZM196 153V154H195ZM204 153V154H205ZM131 154V155H132ZM163 154V153H162ZM165 154V153H164ZM200 154V153H199ZM203 154V153H202ZM200 154V155H202ZM102 155V154H101ZM130 155V154H129ZM148 155H145V156H148ZM166 155V154H165ZM167 155H169V153H167ZM199 155V160H197L198 158H196V161L192 160L193 162L190 163L189 162H182V164H184L185 166V169L189 172L192 173L191 176L193 177H196V176H200V172L202 173H205L206 169L204 170H200L202 164L201 162L203 163L204 160H201L202 158H200L201 156ZM209 155H205L204 157L206 158V156L208 157ZM99 156V155H98ZM104 156V155H103ZM148 156V157H149ZM160 156V155H159ZM209 156V157H210ZM239 156L242 157V159L244 160V162L240 161V164L243 166L240 169H237V166H238V160L240 159ZM29 157V156H28ZM28 157H25V158H28ZM32 157V156H31ZM31 157H29L31 159ZM128 157V154L127 156ZM131 157V156H129ZM128 157V158H129ZM197 157V156H196ZM203 157V158H204ZM9 158V157H8ZM12 160V156L10 157ZM96 158V157H95ZM103 160H105L107 158L104 159V157H101ZM100 158V159H101ZM133 159V157H131ZM210 158V159H211ZM239 158V159H238ZM260 158V157H259ZM258 158V159H259ZM1 159V158H0ZM42 159V158H41ZM110 158L108 157L107 160H109ZM115 159V158H113ZM195 159V158H194ZM207 159V158H206ZM209 159V158H208ZM238 159V160H237ZM250 159V160H249ZM257 159V158H256ZM262 159V158H261ZM22 160V159H20ZM97 160V159H96ZM112 160V159H110ZM117 160V159H116ZM130 160V159H129ZM158 161L157 157H155V161ZM180 160V159H179ZM179 160H177L178 163ZM184 160V159H183ZM2 161V160H1ZM2 161V162H3ZM23 161V160H22ZM22 161L20 162L22 164ZM91 162V159L89 160ZM126 161V160H125ZM200 161V162H199ZM4 162V163H6ZM94 162V161H93ZM97 162V161H96ZM103 162V161H102ZM110 162V161H109ZM129 162V161H128ZM153 162V161H152ZM195 162V164H194ZM219 162V163H218ZM235 162V161H234ZM261 162V161H260ZM3 163V164H4ZM12 163V162H10ZM99 163V162H98ZM101 163V161H100ZM103 163H106V162H103ZM113 163H116V162H113ZM112 163V164H113ZM127 163V162H126ZM159 163V161H158ZM223 163H225L223 161ZM223 163L221 162V164L223 165ZM258 163V162H257ZM257 163L255 165H257ZM108 164V162H107ZM106 164V166H107ZM131 164V162H130ZM145 164V163H144ZM143 164V165H144ZM161 164V163H160ZM173 164V163H171ZM171 164H169L168 166H171ZM231 164V163H230ZM229 164V166H230ZM9 166V164H6ZM4 164V166H6ZM11 165V164H10ZM97 165V163L95 164ZM99 165V164H98ZM97 165V166H98ZM114 165V164H113ZM142 165V166H143ZM150 165V166H149ZM164 164L162 165H158L157 163L154 162V164H145V166H147L146 169L147 171L151 170V175L148 176V178H145L147 179V182H144L145 183H148L150 184L149 182H153L152 179L154 180H158V179H161L163 177V175L167 173V166L166 168H161V166H163ZM176 165H178L176 163ZM241 165H239L241 167ZM259 165V164H258ZM7 166V167H8ZM35 166V165H33ZM101 166V165H100ZM98 166V167H100ZM116 166V165H115ZM144 166V168H145ZM165 166V165H164ZM174 166V165H173ZM218 166V165H217ZM264 166V165H263ZM263 166L261 168H263ZM19 167V166H18ZM21 167V166H20ZM22 167H23V164H22ZM25 167V166H24ZM23 167V169H20V174H27L26 170ZM92 167V166H90ZM93 167H95L93 165ZM103 167V166H102ZM109 167V166H108ZM172 167V166H171ZM176 167V166H175ZM179 167L180 164H179ZM216 167V166H215ZM9 168V167H8ZM8 168L5 167V169L8 170ZM97 168V167H96ZM106 168V167H105ZM116 168L113 166V169ZM142 168V169H144ZM173 168V167H172ZM197 168V169H196ZM206 168V167H205ZM211 168V169H212ZM17 169V170H18ZM93 169V168H92ZM104 169V168H102ZM111 169V167L109 168ZM179 169V168H178ZM182 169V168H180ZM202 169V168H201ZM100 170V169H98ZM106 170V169H105ZM117 170V168H116ZM146 170L144 171V173L146 172ZM168 170H170L168 168ZM177 170V169H176ZM175 170V171H176ZM184 170V169H182ZM200 171L199 173H197V171ZM208 170V169H207ZM109 171V170H108ZM172 171V170H171ZM178 171V170H177ZM181 171V170H179ZM3 173H7L6 171L4 170H1L0 171V176L4 175L2 174ZM107 172V171H106ZM119 172V171H118ZM117 172V173H118ZM143 171H141L142 173ZM183 172V171H182ZM211 172V170H210ZM209 172V173H210ZM95 173V172H94ZM98 173V171H97ZM104 173V172H103ZM114 173V172H112ZM170 173V171H169ZM173 173V171H172ZM171 173V174H172ZM176 173V172H175ZM174 173V175H175ZM178 173V172H177ZM180 173V172H179ZM185 175L186 173L183 172ZM187 173V174H188ZM143 174V173H142ZM146 174V173H145ZM144 174V175H145ZM169 174V175H171ZM184 174L182 176H184ZM196 174V176H195ZM219 174H222L221 173H216V175H219ZM6 175V174H5ZM102 175V174H101ZM108 175V174H107ZM120 175V174H119ZM173 175V176H174ZM178 175V174H177ZM176 175L177 178H179L178 176ZM203 175V174H201ZM93 176V174H92ZM105 176V175H103ZM165 177L167 175H164ZM190 177V174L188 175ZM207 176V175H206ZM204 176V177H206ZM225 176V178H226ZM94 177V176H93ZM93 177H89V178H93ZM100 177V175L98 174V178ZM142 177V176H141ZM175 177V176H174ZM186 177V176H185ZM235 177V179H233ZM96 178V177H95ZM103 178V177H102ZM166 178H169V177H166ZM165 178V181L167 180ZM176 178V179H177ZM188 178V177H187ZM202 178V177H201ZM208 178V176H207ZM206 178V180H207ZM101 179V177H100ZM99 179V180H100ZM142 179V178H141ZM140 179V180H141ZM189 179V178H188ZM187 179V180H188ZM205 179V178H204ZM203 179V180H204ZM209 179V178H208ZM211 179V178H210ZM220 179V178H219ZM223 179V177L221 178ZM93 180V179H91ZM90 180V181H91ZM96 180V179H95ZM98 180V181H99ZM106 180V179H105ZM108 180V179H107ZM178 180V179H177ZM183 181L185 180L182 179ZM191 180V179H190ZM193 180V179H192ZM191 180V181H192ZM194 180H197L199 182L203 181L202 179L201 180H198V178L194 179ZM215 180V179H213ZM229 180V178H228ZM102 181V180H100ZM145 181V180H144ZM181 181V180H180ZM196 181V182H197ZM205 181V180H204ZM216 181H218L216 179ZM81 182V181H80ZM79 182V183H80ZM92 182V181H91ZM90 182V183H91ZM96 182V181H95ZM103 182V181H102ZM142 182V181H141ZM167 182V181H166ZM165 182V183H166ZM173 182V181H172ZM187 182V181H186ZM190 182V181H189ZM188 182V183H189ZM199 182H197L199 184ZM215 182V181H214ZM73 183V182H72ZM140 183V182H139ZM169 183V182H168ZM167 183V184H168ZM191 183V182H190ZM189 183V185H190ZM203 183V182H201ZM105 185V183H103ZM102 184V185H103ZM138 184V183H137ZM136 184V185H137ZM156 184V182H155ZM161 184V183H160ZM160 184H157L158 186ZM171 184V183H169ZM175 183H173V186ZM183 184V183H182ZM198 184H195L196 186ZM205 183H203L202 185H204ZM210 184H212L210 182ZM52 185V184H51ZM55 185V186H56ZM74 185V184H73ZM71 185V186H73ZM76 185V184H75ZM155 185V186H157ZM192 185V184H191ZM200 185V184H199ZM198 185V186H199ZM209 185V184H208ZM215 186V184H213ZM257 185L261 186L262 187V190L261 192H258L256 190H258V188H255L257 187ZM54 186V185H52ZM51 186V187H52ZM143 186V187H142ZM161 186V185H160ZM159 186V188H160ZM194 186V185H193ZM197 186V187H198ZM206 187V185H204ZM258 186V187H259ZM94 187V186H93ZM104 187V186H102ZM164 187V185H163ZM168 187V186H167ZM171 187H172V184H171ZM169 186V188H171ZM187 187V186H186ZM203 187V186H202ZM98 188V187H97ZM105 188V187H104ZM166 188V187H165ZM195 189V187H192V189ZM55 189V187H54ZM53 189V190H54ZM146 189H148L146 187ZM162 189V188H161ZM173 189V187H172ZM180 189V188H179ZM190 189V190H189ZM197 189V188H196ZM260 189V188H259ZM67 190V189H66ZM148 190V191H149ZM160 189H158V192H159ZM164 189H162L163 191ZM198 190V189H197ZM174 191V190H173ZM176 191V190H175ZM193 191H196V190H193ZM227 192L230 193V191L226 190ZM232 191V190H231ZM178 192V191H177ZM176 192V194H177ZM121 193V192H120ZM150 193V194H151ZM199 193V192H198ZM236 193H234L236 195ZM45 194H48V192H22L20 195H19V199L17 197H15L14 194H5L4 196L2 195L1 196V199H0V221L2 222H5L7 223V225H9L8 227L12 228L13 231H14V234L16 233V236L17 237H23L25 235H29V233L31 232V224L28 222L25 221V219H23V217H18V215H21L19 213V208L21 206L20 203L22 204H26V205H29V206H32L31 208L32 209V213L33 215H37V213L41 210H44V203H45V197L46 195ZM118 194V193H117ZM116 194V195H117ZM122 194V193H121ZM156 194V193H155ZM159 194V193H158ZM228 194V193H227ZM260 194V195H259ZM10 195L12 197H10ZM115 195V196H116ZM203 195V194H202ZM230 195V194H229ZM234 195V196H235ZM237 195H239L237 193ZM78 196V195H76ZM86 196V195H84ZM91 196V195H90ZM88 196L87 198V201L89 200H94L95 197H92L93 198H90ZM100 196V194H99ZM117 196H120V195H117ZM240 196V195H239ZM239 196L238 199H239ZM170 197V198H169ZM175 197V198H174ZM232 198V196H229ZM74 198V197H73ZM79 198V197H78ZM84 198V197H83ZM86 198V197H85ZM100 198V197H99ZM98 198V199H99ZM102 198V196H101ZM110 198V197H109ZM115 198V197H113ZM225 198V200H224ZM260 198V197H259ZM53 199V200H54ZM76 199V198H75ZM108 199V197H107ZM120 199V198H119ZM127 199V198H126ZM245 199V198H244ZM262 199V198H261ZM81 200V199H80ZM83 200V199H82ZM112 200V199H111ZM118 201V199H115V201ZM122 200L124 201L125 200V197L122 198ZM144 200V201H145ZM156 200V201H155ZM228 200V199H227ZM233 200H234V197H233ZM241 200V199H239ZM257 200V199H256ZM255 200V202H257ZM86 201V199H85ZM97 201V200H96ZM101 201V200H100ZM114 201V199H113ZM116 201V203H117ZM120 201V200H119ZM129 201V200H128ZM130 201L128 202L130 204ZM140 201V202H141ZM155 201V202H154ZM246 201V200H245ZM259 201V199H258ZM93 202V201H92ZM106 202H109L106 201ZM125 202V201H124ZM123 202V204H124ZM133 202V203H134ZM135 202V203H136ZM146 202V201H145ZM246 202V203H248ZM76 203V202H74ZM73 203V204H74ZM98 203V202H96ZM122 203V202H121ZM127 203V202H126ZM139 203V202H138ZM238 203V202H237ZM50 204V203H49ZM72 204V205H73ZM83 204V203H82ZM81 204V205H82ZM89 204V203H88ZM100 204V202H99ZM98 204V205H99ZM119 204V203H118ZM141 204V203H139ZM143 204V202H142ZM145 204V203H144ZM147 204V203H146ZM244 204V203H243ZM251 204V203H250ZM249 204V205H250ZM254 204V203H253ZM52 205V204H51ZM75 205V204H74ZM113 205V204H112ZM128 205V204H127ZM132 205V204H131ZM168 205V204H167ZM242 205V204H241ZM54 206V205H53ZM77 206H78V203H77ZM79 206H80V203H79ZM84 206V205H82ZM100 206V205H99ZM120 206V207H119ZM119 206H116L117 208H121V205L119 204ZM158 206V205H157ZM155 206V207H157ZM239 206V205H238ZM254 206V205H253ZM36 207V208H35ZM52 207V206H51ZM72 207V206H71ZM76 207V206H75ZM74 207V208H75ZM86 207V206H85ZM88 207V206H87ZM98 207V206H97ZM96 207V208H97ZM148 207V206H147ZM150 207V206H149ZM154 207V206H153ZM170 207V206H169ZM204 207V205H203ZM227 207V206H226ZM243 207V205L241 206ZM246 207V206H245ZM243 207V208H245ZM252 207V206H250ZM43 208V209H42ZM95 210H97V213L98 212V208ZM29 209V208H28ZM27 209V210H28ZM53 209V208H52ZM51 209V210H52ZM73 209V208H72ZM101 209V208H100ZM104 209V208H102ZM107 209V208H106ZM113 209V208H112ZM116 209V208H115ZM146 209V208H145ZM176 209V208H175ZM229 209V208H228ZM239 209V208H238ZM242 209V208H241ZM247 209V208H246ZM246 209L242 210L243 212L246 211ZM74 210V209H73ZM87 210V209H85ZM110 210V209H109ZM117 210V209H116ZM172 210V209H171ZM177 210V209H176ZM179 210V208H178ZM206 210V209H205ZM208 210V211H209ZM225 210V209H224ZM240 210V209H239ZM238 210V211H239ZM54 211V210H53ZM104 211H106L104 209ZM115 211V210H114ZM120 211L121 209L119 210V214H120ZM142 211V210H140ZM140 211L138 213H140ZM181 211V210H180ZM201 211V210H200ZM199 211V212H200ZM222 211V210H220ZM234 211V210H233ZM231 211V212H233ZM237 211V209H236ZM234 211V212H236ZM241 211V212H242ZM29 212V211H28ZM96 212V211H95ZM103 212V211H102ZM113 212V210L111 211V213ZM177 212V211H176ZM30 213H31V210H30ZM73 213V212H71ZM106 213V212H105ZM110 213V214H111ZM117 213V215H118ZM122 213V212H121ZM146 213V211H145ZM145 213H143L145 215ZM175 213V212H174ZM196 213V212H195ZM201 213V212H200ZM204 213V212H203ZM202 213V214H203ZM210 213V212H209ZM230 213V212H227V214ZM238 213V212H237ZM236 213V215H237ZM240 213V212H239ZM245 213V212H244ZM75 214V213H73ZM104 214V213H103ZM114 214V213H113ZM134 214V213H132ZM137 214V213H136ZM134 214V215H136ZM142 214V212L140 213ZM177 214V213H176ZM179 214V213H178ZM186 214V213H185ZM188 214V213H187ZM198 214V213H197ZM214 214V213H212ZM226 214V215H227ZM231 214V213H230ZM233 214V213H232ZM49 215H53V214H49ZM101 215V214H99ZM97 215V216H99ZM115 215V214H114ZM113 215V216H114ZM161 215V214H160ZM163 215V214H162ZM182 215V214H181ZM200 215V214H199ZM205 215V214H204ZM203 215V216H204ZM209 215V214H208ZM207 215V216H208ZM112 217V215H110ZM120 216V215H119ZM118 216V218H119ZM140 215L138 214V217ZM143 216V215H142ZM148 216V215H147ZM150 216V215H149ZM179 216V215H178ZM202 216V217H203ZM240 216V215H239ZM238 216V217H239ZM242 216V214H241ZM96 217V216H95ZM102 217V216H101ZM106 217V216H105ZM104 217V218H105ZM117 217V216H115ZM123 217V216H122ZM131 217V216H129ZM137 217V218H138ZM141 217V216H140ZM156 219L158 218V215L157 217L154 216ZM188 217V216H187ZM190 217V216H189ZM193 217V216H192ZM198 217V216H197ZM201 217V215H200ZM232 217V216H230ZM229 217V218H230ZM234 217V216H233ZM92 218V217H91ZM107 218V217H106ZM110 218V217H109ZM124 218V217H123ZM147 218V217H146ZM144 218V219H146ZM152 218V217H151ZM199 218V217H198ZM101 219V218H100ZM111 219V218H110ZM117 219V218H116ZM122 219V218H121ZM136 219V218H135ZM150 219V217H149ZM159 219V218H158ZM160 219L162 220L161 216H160ZM159 219V220H160ZM180 220L184 221L183 219H181V216L179 218ZM187 219V218H186ZM192 219V218H191ZM194 219V218H193ZM197 219V218H196ZM94 220V219H93ZM139 220V219H138ZM143 220V219H142ZM140 221V225H132L134 228L136 227V230H134V228H132L133 230H130L128 232H131V231H136L137 232V227L141 226L142 227V224H144V221ZM153 221V219H151ZM155 220V219H154ZM89 221H90V218H89ZM105 221V220H104ZM111 221V220H110ZM110 221H108L110 223ZM114 223L115 220H112ZM117 221V220H116ZM119 221V220H118ZM124 221L123 219L121 220V222ZM157 221V220H156ZM187 221V220H186ZM20 223L19 224V227H21V229H17L15 227V225L17 223ZM94 222V221H93ZM106 222V221H105ZM112 222V223H113ZM135 222V220L133 221ZM137 224H138V221L136 220ZM148 222V221H147ZM195 222V221H193ZM87 223V222H86ZM91 224V222H89ZM97 223V222H96ZM103 223V222H102ZM101 223V226L103 228V225ZM132 223V221L130 222ZM88 224V225H90ZM95 224V222H94ZM93 224V225H94ZM117 224V223H116ZM126 224V222L124 223V225ZM129 224V222H128ZM146 224V223H145ZM149 224V222H148ZM185 224V223H184ZM192 224V223H191ZM87 225V224H86ZM91 225V227L93 226ZM105 225V224H104ZM110 226H114V224L111 225V223L109 224ZM118 225V224H117ZM121 225V223H120ZM122 225H123V222H122ZM151 225V223H150ZM149 225V226H150ZM186 225V224H185ZM189 224H187L185 227L186 229L188 228ZM130 226V227H132ZM147 226V224H146ZM146 226H145V229H146ZM177 226V225H176ZM190 226V225H189ZM194 226V225H192ZM88 227V226H86ZM106 227V226H105ZM118 227V226H117ZM126 227V226H125ZM124 227V228H125ZM144 227V225H143ZM152 228V226H150ZM95 228V227H94ZM107 228V227H106ZM116 228V227H115ZM118 229V228H116ZM123 228V229H124ZM148 228V226H147ZM190 228V227H189ZM71 229V228H70ZM87 229V228H86ZM111 229V228H110ZM120 229V228H119ZM127 229V228H126ZM129 229V227H128ZM141 228H139L140 230ZM149 229V228H148ZM147 229V230H148ZM18 230V231H17ZM94 230V229H93ZM96 230V228H95ZM94 230V231H95ZM102 230V229H100ZM106 230V229H105ZM113 230V229H112ZM113 230V234H114V231ZM125 230V229H124ZM144 230V228L142 229ZM141 230V234L143 233ZM151 230V229H150ZM150 230H148L150 232ZM81 231H84V230H81ZM110 231V230H109ZM121 231V229H120ZM123 231V230H122ZM145 231V230H144ZM182 231V230H181ZM187 231V230H185ZM190 231V230H189ZM9 232V231H8ZM89 232V231H88ZM98 232V231H97ZM100 232V231H99ZM103 232V231H102ZM101 232V233H102ZM105 232V231H104ZM103 232V233H104ZM107 232V231H106ZM118 232V231H117ZM146 232V231H145ZM183 232H184V229H183ZM83 233V232H82ZM108 233V232H107ZM112 233V232H111ZM116 233V232H115ZM124 233H127V232H124ZM133 233V232H132ZM135 233V232H134ZM138 233V232H137ZM148 233V232H147ZM147 233H145V235L143 236H149ZM153 233V232H152ZM176 233V232H175ZM173 233V235L175 234ZM181 233V232H180ZM51 234V233H50ZM51 234V235H52ZM80 235V233H78ZM78 234H76L77 236H79ZM106 235V233H104ZM103 234V235H104ZM112 234V235H113ZM119 234V233H118ZM121 234V232H120ZM123 234V233H122ZM121 234V235H122ZM131 233H129L130 235ZM140 234V235H141ZM147 234V235H146ZM163 233H161L162 235ZM167 234V233H166ZM179 234V233H178ZM184 234V233H183ZM186 234V233H185ZM49 235V236H51ZM115 235V234H114ZM127 235V234H126ZM132 235V234H131ZM139 235V233H138ZM153 235H156L153 234ZM153 235H150L151 236V239H154L152 243H154V245L151 243L150 246H155L158 244V242L156 241H162L163 238H153L152 236ZM164 235V234H163ZM169 235V234H168ZM173 235L171 237H173ZM176 235V234H175ZM182 235V233H181ZM9 236V235H8ZM136 236V235H135ZM165 236V235H164ZM184 236V235H183ZM187 236V235H186ZM185 236V237H186ZM12 238V235L10 236ZM14 237V235H13ZM16 237V238H17ZM102 237V235H101ZM107 237L104 236V238ZM110 237V236H109ZM114 238V236H111ZM116 237V236H115ZM125 237V234L124 236ZM163 237V236H162ZM169 237V236H168ZM108 238V237H107ZM120 238V237H118ZM132 238V237H131ZM145 238L147 237H142V241H145ZM150 238V237H149ZM165 238V237H164ZM174 238V237H173ZM190 238V237H189ZM19 239V238H18ZM103 239V238H102ZM101 239V241H102ZM159 239V240H158ZM168 239V238H167ZM172 239V238H171ZM185 238H178V239H175L173 240L174 243L177 242L175 244L176 245H179L178 242H182ZM3 240V239H2ZM6 240V239H5ZM107 240L108 242V239H105ZM103 239V241H105ZM111 240V238L109 239ZM114 240V239H113ZM117 240V239H116ZM114 240L113 243H116ZM122 240V239H121ZM131 240V239H130ZM165 240V239H164ZM186 240H188L186 238ZM103 241L102 243H98L99 245L100 244H103ZM118 241V240H117ZM136 241L138 242V238L136 239ZM140 241V240H139ZM106 242V241H105ZM104 242V243H105ZM106 242V243H107ZM121 243V241H119ZM118 242V243H119ZM127 242V241H126ZM125 242V243H126ZM131 242V241H130ZM136 242V243H137ZM147 242V240L145 241ZM150 242V241H149ZM148 242V244H149ZM163 242V241H162ZM105 243V244H106ZM124 243V242H123ZM173 243V242H172ZM174 243L173 244H169L168 245L166 244L164 247H163V250L165 249L166 251L170 248H173L174 246ZM188 243V242H187ZM162 244V243H161ZM107 245V244H106ZM109 245V244H108ZM107 245V247H108ZM118 245V244H117ZM128 245V244H127ZM127 245L125 247H127ZM141 245V244H140ZM147 245V244H146ZM159 245V244H158ZM98 246V245H97ZM95 246V247H97ZM102 246V245H101ZM111 246V245H110ZM119 246V245H118ZM123 246V245H122ZM120 245V249L122 247ZM129 246V245H128ZM135 246V245H134ZM144 246V245H143ZM142 246V247H143ZM174 246V247H175ZM183 246V245H181ZM89 247V246H88ZM104 249H105V246H103ZM112 247V246H111ZM110 247V248H111ZM116 247V246H115ZM124 247V248H125ZM137 247V246H136ZM145 247V246H144ZM151 247L149 248V246L145 248V253H143V255L146 254L147 252V256L143 259H146L148 258V251L147 250H150ZM100 249V247H98ZM102 248V247H101ZM114 248V245L113 247ZM111 248V249H112ZM123 248V247H122ZM123 248V250H124ZM139 248V246H138ZM158 248V246H156V248H154V250H156ZM160 248V246H159ZM179 248V247H178ZM90 249V248H89ZM97 249V248H96ZM94 249V250H96ZM108 249V248H107ZM119 249V247L117 248ZM117 249H116V253H119L117 252ZM127 249V248H126ZM129 249V248H128ZM142 252V248H139ZM153 249V247H152ZM103 250V249H102ZM130 250V249H129ZM134 250V249H133ZM140 250L138 252H140ZM162 250V248H161ZM172 250V249H171ZM175 250V248H174ZM6 251V250H5ZM97 251V250H96ZM101 251V250H100ZM106 251V250H105ZM108 251V250H107ZM110 251H113L110 250ZM115 251V250H114ZM119 251V250H118ZM121 251V250H120ZM143 251V252H144ZM160 251V250H159ZM4 252V251H3ZM104 252V251H103ZM123 252V251H122ZM120 252V254L122 253ZM131 253V250L129 251ZM127 254V256L129 255V258L128 259H131L130 258V254ZM137 252V251H136ZM156 252V251H155ZM154 252V253H155ZM7 253V252H5ZM5 253H2L3 254V257H4V254ZM125 252H123L124 254ZM126 253H127V250H126ZM159 252L157 251V255ZM166 253V252H165ZM168 253V252H167ZM135 254V253H134ZM161 254V252H160ZM164 254V252L162 253ZM125 255V254H124ZM137 255V254H136ZM140 255V254H139ZM152 255L153 252H152ZM156 255V254H155ZM132 256H133V253H132ZM131 256V257H132ZM135 256V255H134ZM133 256V257H134ZM151 256V255H150ZM164 256V255H163ZM162 256V257H163ZM6 257V256H5ZM4 257V258H5ZM8 254H7V257L4 259L6 261V259H8ZM136 257V256H135ZM138 257V255H137ZM153 257V256H152ZM140 258V257H138ZM150 258V257H149ZM155 258V257H154ZM157 258V256H156ZM159 258V257H158ZM157 258V259H158ZM161 258V257H160ZM126 259V257L124 258ZM123 259V260H124ZM127 259V261H128ZM152 259V258H151ZM122 260V261H123ZM133 260V259H132ZM140 260V259H139ZM138 260V261H139ZM150 260V259H149ZM8 261V260H7ZM146 261V260H144ZM151 261L154 262V259H152ZM151 261H148L149 264ZM159 261V259H158ZM157 261V262H158ZM9 262H10V259H9ZM126 263V261H124ZM130 262V260H129ZM134 262H136L134 260ZM141 262V261H140ZM139 262V263H140ZM143 262V261H142ZM141 262V263H142ZM133 262H131L132 264ZM145 262H143L144 264ZM147 263V262H146ZM152 263V264H153ZM121 264V263H120ZM123 264V262H122ZM138 264V263H137ZM157 264V263H156Z\"/></svg>","mask_w":264,"mask_h":264}]
</instances>
